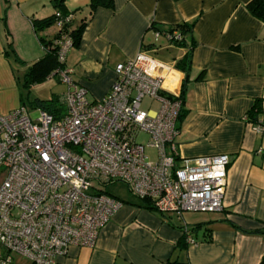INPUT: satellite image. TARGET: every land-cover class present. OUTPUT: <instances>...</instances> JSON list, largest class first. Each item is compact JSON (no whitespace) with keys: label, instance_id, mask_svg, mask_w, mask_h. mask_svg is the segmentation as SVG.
Segmentation results:
<instances>
[{"label":"crops","instance_id":"crops-1","mask_svg":"<svg viewBox=\"0 0 264 264\" xmlns=\"http://www.w3.org/2000/svg\"><path fill=\"white\" fill-rule=\"evenodd\" d=\"M57 1L0 0L2 114L22 106L23 77L45 55L41 39L58 34L54 26L34 28V22L56 14ZM90 1L63 5L74 16L73 28L86 22L66 66L74 70V82L87 89L88 99H104L117 66L140 52L172 68L166 86L181 92L186 76L176 65L191 53L186 118L176 139L179 158L227 155L231 164L223 211L208 218L191 212L178 216L141 208L137 198L121 200L123 207L95 248H71L55 264H261L264 236L252 233L264 228V132L247 115L261 100L264 128V23L248 11L252 0H114V9L100 8L92 17ZM181 24H194L186 46L162 33ZM10 45L16 61L6 54ZM12 264L31 263L15 257Z\"/></svg>","mask_w":264,"mask_h":264},{"label":"built area","instance_id":"built-area-1","mask_svg":"<svg viewBox=\"0 0 264 264\" xmlns=\"http://www.w3.org/2000/svg\"><path fill=\"white\" fill-rule=\"evenodd\" d=\"M56 17L61 29L65 19ZM166 36L182 40L178 32ZM71 45L60 43L62 65ZM170 73L172 68L140 52L117 66L104 99L90 101L87 89L74 82V70L65 67L55 73L67 87L62 117L39 109L34 120L23 106L0 113V264L15 257L55 264L71 248H95L123 207L106 193L115 183L162 214L223 211L231 160L179 158L181 92L166 86ZM145 99L157 109L143 110Z\"/></svg>","mask_w":264,"mask_h":264},{"label":"trees","instance_id":"trees-1","mask_svg":"<svg viewBox=\"0 0 264 264\" xmlns=\"http://www.w3.org/2000/svg\"><path fill=\"white\" fill-rule=\"evenodd\" d=\"M64 1L65 0H59L56 4L57 13L61 15V17L64 20L63 27L58 29V34L55 36L54 39L50 41H44V39H41L42 45L44 47L45 55L43 58L38 60L37 62L33 63L29 66L26 74L23 77L22 80V88L27 91L30 90L32 87L42 84L46 82L48 79L52 77H56L55 73L59 69H63L66 66L65 64H61L58 59V52L60 49V43L64 40H69L71 42V48L72 47H78L81 43L82 36L86 27V22L83 21L82 24H80L77 28H73V17L67 15L64 11ZM115 3L114 0H91L90 6H89V12L90 16L92 17L95 12L100 9H114ZM247 9L258 20L262 21L264 23V0H252L248 5ZM56 14L52 17L45 19L43 21H36L34 22V28L37 32H41L45 29L56 27L57 24V17ZM71 17V19L66 20V18ZM194 24H181L176 27L169 28L165 31H162L163 34H173L175 32H178L182 40L180 42L172 41L173 44L177 46H186V35L191 33L193 31ZM192 45H195V43H192ZM11 45L9 46V50L6 53L7 56H11L14 61L17 60L14 52L12 51ZM70 48V49H71ZM70 51V50H69ZM191 53L187 54V56L181 60L179 63H177L176 68L183 72L186 76V78L183 81L181 93H180V100L182 102V109L178 117V130L180 131L182 128V125L186 118V112L183 109L184 105V91H185V84L189 80V72L191 67V59H190ZM67 61V60H66ZM186 81V82H185ZM26 100L22 102V106L27 108V104L25 103ZM27 101H29L27 99ZM37 109H41L44 112H47L51 115H53L55 118L59 119L65 114V107L61 103V96H55L49 101H41V100H35V105ZM262 101L257 100L250 110V112L247 115L248 122L261 126L260 123V117L262 115ZM107 193V192H106ZM108 194V193H107ZM109 195V194H108ZM140 203L136 204L137 206L148 209V210H154L152 207V204L149 200L143 199L139 200ZM252 234L255 235H261L264 236V228L253 232ZM187 247L186 239L184 238V241L182 242V249H185ZM169 264H188V263H179V262H172ZM261 264H264V257L262 259Z\"/></svg>","mask_w":264,"mask_h":264},{"label":"rangeland","instance_id":"rangeland-1","mask_svg":"<svg viewBox=\"0 0 264 264\" xmlns=\"http://www.w3.org/2000/svg\"><path fill=\"white\" fill-rule=\"evenodd\" d=\"M154 58L157 59H163L162 57L158 55H152ZM165 61H168L167 59ZM66 86L59 81L57 77H52L48 79L46 82L36 85L32 87L30 90H27L26 93V98H25V103L27 104V108L31 114L32 119H37L38 116V110L35 105V100H41V101H49L55 96H62L65 91H66ZM27 97L29 98V101H27ZM142 109L143 110H156L157 109V104L154 103L150 99H145L142 103ZM146 137L142 135L139 140L144 141ZM149 152V157L153 158L154 153L153 151H148ZM107 193L115 198H118L120 200L126 201L129 199H136L129 191L127 186L123 183H115L113 185H108L106 187ZM209 214H195V216L199 218H208Z\"/></svg>","mask_w":264,"mask_h":264}]
</instances>
